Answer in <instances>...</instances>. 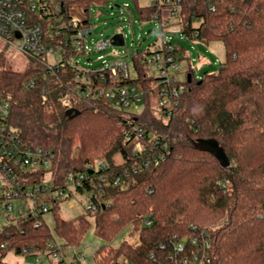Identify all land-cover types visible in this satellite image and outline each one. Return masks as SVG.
Instances as JSON below:
<instances>
[{"label":"trees","instance_id":"1","mask_svg":"<svg viewBox=\"0 0 264 264\" xmlns=\"http://www.w3.org/2000/svg\"><path fill=\"white\" fill-rule=\"evenodd\" d=\"M182 2L187 37L207 46L221 43L225 61L201 82L188 69V90L168 117L159 115L153 94L146 96L143 112L132 119L147 135L162 137L169 152L166 161L136 173L135 143L125 142L119 110L102 100L74 99L64 106L59 95L78 88L70 71L51 74L30 60V67L18 72L0 58V95L11 103L10 124L27 146L54 153L47 172L55 189L66 188L68 173L88 172L101 160L109 164L110 178H124L123 185L97 192V211L76 222L53 208L58 200L42 198L53 203L50 212L65 255L80 251L93 220L96 235L106 243L94 254L102 264L122 258L174 264L178 243L204 253L190 245L192 234L200 232L211 244L205 252L210 263L203 264H264V0ZM139 15L141 21L151 20L153 12ZM142 57L143 52L134 58L136 83L148 87ZM30 81L35 86L25 87ZM72 108L80 114L68 117ZM40 221L26 217L2 229L0 264H8L10 253L50 258V243H59L44 217ZM127 228L135 242L113 248Z\"/></svg>","mask_w":264,"mask_h":264},{"label":"built area","instance_id":"2","mask_svg":"<svg viewBox=\"0 0 264 264\" xmlns=\"http://www.w3.org/2000/svg\"><path fill=\"white\" fill-rule=\"evenodd\" d=\"M122 1L125 0H0V39L19 54L43 65L51 74L66 70L71 72L78 82V88L59 95L64 106L69 107L74 99L102 100L119 110L124 116L120 126L125 142L135 143V158L138 159L134 167L136 173L164 162L168 157V143L162 137L147 135L144 127L132 117L143 112L148 94L155 96L161 116L168 117L177 106L180 96L188 90L187 79H180L179 51L170 40L162 38L163 42L155 44L151 49H137L131 63L127 60L110 63L104 56H100L98 60L101 64L94 67L91 54L106 50L113 45L116 35L124 37V34L119 32L93 43L90 36L94 26L89 13L95 6L112 10L125 7L131 11L135 20L137 16L141 18L140 13L151 10L152 19L144 23H159L162 28L180 25L183 33L188 23L183 20L182 0H149L147 4L141 3L142 0H129L135 4V10H131L127 2L122 5ZM93 44L95 49L91 48ZM142 52L141 62L146 79H151L148 87L136 83L139 74L134 58ZM49 56H57L59 59L51 63ZM34 86V81L25 84L28 88ZM10 117L11 103L0 95V232L5 227L1 225L3 221L11 224L31 217L40 223V217H44L51 209L49 202L42 198L52 201L63 199L67 196L65 189L68 191L69 186L76 191L83 188L81 193L87 192L89 202L86 210L96 212L97 192L103 191L109 184H124L121 176H108L109 164L101 160L91 170L92 173H68L65 177L66 188L55 189L52 175L47 172L52 167L54 153L40 147L27 146L10 124ZM143 142L149 143V148ZM37 177H40L38 181ZM126 177H129V173ZM151 224V221L147 222V225ZM190 245L192 248L200 247L204 253L199 254L195 250L189 252L185 244L178 243L171 256L174 264H203L205 260L210 263V259L205 258V252L211 248L205 232L192 234ZM49 247L50 258L59 264H82L84 256L80 251L75 252L73 262L67 263L60 244L52 242ZM37 262H40L39 259ZM116 264L133 263L122 258Z\"/></svg>","mask_w":264,"mask_h":264},{"label":"rangeland","instance_id":"3","mask_svg":"<svg viewBox=\"0 0 264 264\" xmlns=\"http://www.w3.org/2000/svg\"><path fill=\"white\" fill-rule=\"evenodd\" d=\"M129 3L131 10H135V4L132 1L125 0L121 4ZM149 0H142L141 3L147 4ZM90 20L93 24V34L90 40L93 43L104 40L119 32L124 34L125 44L123 46H110L104 51H96L91 54L90 58L93 66L101 64L98 57L104 56V59L110 63L116 60H127L131 63L132 56L137 49L145 51L151 49L155 44H161L162 38L170 40L178 49L179 64L181 66L180 79L185 81L188 76V69L194 73L196 81H201L206 72L218 73L221 64L225 61V50L221 43H214L207 46L203 43L191 40L182 32L181 26L175 28H162L159 23H144L138 16L134 20L130 10L123 7L122 9H111L104 6H95L89 13ZM95 49V45H91ZM0 58H4L5 66L13 71L23 72L30 67V60L23 54H19L12 46L0 39ZM58 57L49 56V61L53 63ZM59 59V58H58ZM87 65V64H86ZM156 103V99H155ZM51 177V176H50ZM66 197L59 199L56 208L60 216L69 221L76 222L82 215H87L86 207L89 204L87 192L81 193L68 187ZM17 203H15L16 205ZM52 207V202L49 201ZM16 212H14L15 214ZM44 219L55 235L57 242L61 245L63 241L55 232V218L52 212L44 215ZM92 225L84 235L80 253L84 256L82 264H102L96 262L94 258L95 251L105 245L95 233L93 220ZM8 221L1 223L2 227L7 226ZM130 228L124 230L112 243L115 249L119 248L123 242L134 243L135 238L130 235ZM39 259V263L37 260ZM75 260V252L71 251L66 254V262L71 263ZM8 264H59L51 261L47 256H16L10 253L5 260Z\"/></svg>","mask_w":264,"mask_h":264},{"label":"water","instance_id":"4","mask_svg":"<svg viewBox=\"0 0 264 264\" xmlns=\"http://www.w3.org/2000/svg\"><path fill=\"white\" fill-rule=\"evenodd\" d=\"M125 44V41H124V37H123V35H116L115 37H114V41H113V45L114 46H123ZM188 80H189V82H191V76L189 75V77H188ZM201 82V81H200ZM80 114V111L79 110H76V109H74V108H72V109H69L67 112H66V115L68 116V117H74V116H77V115H79ZM89 173H92V171L90 170L89 171Z\"/></svg>","mask_w":264,"mask_h":264}]
</instances>
